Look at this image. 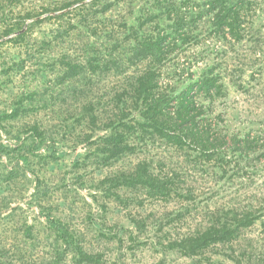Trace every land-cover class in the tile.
<instances>
[{"label":"rangeland","instance_id":"obj_1","mask_svg":"<svg viewBox=\"0 0 264 264\" xmlns=\"http://www.w3.org/2000/svg\"><path fill=\"white\" fill-rule=\"evenodd\" d=\"M66 1L72 4L64 7ZM89 1L0 0V264H207L167 245L207 223L203 214L208 195L195 202L176 196L148 199L139 188L110 185V179L134 160L158 165L168 155L157 136L144 134L145 149L142 141L131 154L102 159L98 138L108 130H100V123L85 128L86 120H78L87 103L98 109L100 118L111 117L110 106L103 102L143 69L141 64L111 60L110 45L99 38L114 25L122 29L123 16L133 23L139 15L132 10L113 15L117 9L98 15L101 10L95 4L87 5L84 15L77 5ZM141 5L137 1L134 8ZM28 12L32 15H25ZM261 23V28L254 21L246 26L247 42L224 45L231 50L223 58L214 55L220 42L212 37L208 55L199 46L177 52L161 65L155 93L179 86L178 78L187 82L196 67L220 64L226 69L223 94L212 101L201 97L200 103L222 132L248 135L255 153L263 156L264 48L254 46L257 32L264 33V20ZM67 64H83L84 74L67 80L62 75ZM239 68L245 70L239 74ZM75 82L82 89L76 96L70 89ZM87 133L90 139L84 140ZM261 161L237 163L235 184L239 189L248 186V195L264 196ZM208 177H195L201 193L208 192ZM133 219L143 226L135 228ZM50 220L63 224L91 258L79 260ZM242 231L251 239L253 252L264 255V228L255 224ZM230 255L226 244L209 249L211 259L223 264H231Z\"/></svg>","mask_w":264,"mask_h":264},{"label":"trees","instance_id":"obj_2","mask_svg":"<svg viewBox=\"0 0 264 264\" xmlns=\"http://www.w3.org/2000/svg\"><path fill=\"white\" fill-rule=\"evenodd\" d=\"M137 1L142 4L139 9L134 8ZM62 4L66 7L72 2ZM94 4L96 8L100 7L98 15H109L114 9L118 11L113 15H124L131 10L133 15H139L133 23H128L123 16L122 29L118 31L114 25L110 31H103L99 38L110 45L111 60L141 64L143 69L123 82L103 102L110 106L111 117L100 118L98 109L95 111L92 103H87L81 106L78 120H86L85 128L88 124L100 123V130H108L98 138L102 159H118L129 151L131 154L142 141L145 149L144 134L157 136L163 150L169 151L157 162L158 165L145 159L134 160L110 179V185L139 188L148 199L176 196L195 202L200 195H208L203 214L208 224H200L187 235L168 243L167 247L198 258V263L204 260L207 264H223L211 259L209 249L226 244L231 250L227 258L231 264H264V255L253 252L255 247L251 245V239L243 237L245 232L242 231L255 224L264 228L263 193L248 195V186L239 189L235 184V177L240 175L238 161H255L262 157L263 162L264 155L255 153L253 140L248 135L222 132L212 119L209 120L210 113L200 103L201 97L212 101L223 94L222 79L226 69L220 64L206 63L204 67H196L187 82L178 78L179 86L175 83L163 94L155 93L161 65L177 52L197 46L206 50L208 38L212 37L214 42H220L214 55L223 58L231 50L228 47L247 42L246 26L254 21L259 28L262 27L264 0H90L77 5V9L84 10L86 15L85 7ZM254 40V46L259 44L264 48L263 32L258 31ZM224 45L228 46L226 50ZM205 54H209L207 50ZM84 68L83 64H67L62 75L70 80L84 74ZM174 70L175 67L173 73ZM244 70L235 69L239 74ZM70 89L75 96L82 92L76 82ZM204 119L207 122H203ZM200 123H204L203 127H198ZM89 139L88 133L84 135V140ZM176 154L181 157L174 159ZM233 161L235 165L228 166ZM203 173L209 176L206 193H201L202 187L195 179L197 174L201 177ZM188 180L193 185L188 184ZM225 185L236 189L229 192L224 189ZM107 192L114 194L111 190ZM50 222L79 260L91 258L63 224L57 220ZM132 224L139 228L143 221L133 219ZM260 247L264 248V242Z\"/></svg>","mask_w":264,"mask_h":264}]
</instances>
